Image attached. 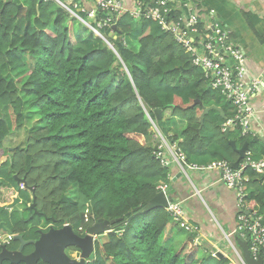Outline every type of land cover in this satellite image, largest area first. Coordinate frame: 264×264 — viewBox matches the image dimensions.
I'll return each instance as SVG.
<instances>
[{
  "label": "trees",
  "instance_id": "trees-1",
  "mask_svg": "<svg viewBox=\"0 0 264 264\" xmlns=\"http://www.w3.org/2000/svg\"><path fill=\"white\" fill-rule=\"evenodd\" d=\"M80 1L85 7L81 17L92 23L108 15L94 0ZM139 1L144 9L155 5L152 0ZM30 2L20 22L5 15L14 33L6 41L0 39L1 53L6 55L0 58V109L8 114L0 119V156L9 117L11 128L24 126L30 134L25 146H17L10 155L9 173L2 175L14 174L33 189L34 219L69 223L82 235L97 218L118 219L103 243L96 244L95 259L88 264H241L226 239H215L218 226L205 209L201 219L196 216L193 221L196 231H186L180 239L183 228L177 224V230L168 232V245H162L171 215L167 208L147 211L144 206L165 184L186 210L188 205L178 193L173 195L172 184L178 180H172L171 163L167 167L161 163L158 148L148 139L155 126L159 130L164 124L174 126L179 133L169 135L170 141L177 143L187 163L195 160L203 165L212 160L238 161L229 140L239 146L248 141L253 157H264V141L241 136L239 129L225 137L223 125L235 113L233 103L222 89L210 86L203 70L158 21L135 20L128 11L115 18L116 30L106 26L102 36L92 29L82 36L63 7L51 18L49 1ZM185 3L195 7L199 19L211 9L205 0H176L170 3L174 15L168 17L177 19L186 12ZM241 10L264 45V34L256 26L262 17ZM137 22L141 31L132 44L124 35L131 34ZM23 53L35 59L34 67L25 66ZM2 63L11 73L17 70L10 79L3 74ZM197 99L204 106L222 107L226 118L211 110L202 122L204 106L195 103ZM156 109L163 111L161 120L156 119ZM165 111L170 116L166 121ZM244 173L250 188L246 203L264 219V174L251 167ZM179 179L188 184L184 174ZM71 189L76 192L73 200L67 195ZM27 198L31 201L29 194Z\"/></svg>",
  "mask_w": 264,
  "mask_h": 264
},
{
  "label": "built area",
  "instance_id": "built-area-1",
  "mask_svg": "<svg viewBox=\"0 0 264 264\" xmlns=\"http://www.w3.org/2000/svg\"><path fill=\"white\" fill-rule=\"evenodd\" d=\"M58 1L71 16L79 18L99 36H102L103 28L112 27L115 16H120L129 10L124 0H94L96 7L98 6L108 15L100 17L98 21L92 23L79 15L80 12L85 11L80 0H72L73 8L60 0ZM175 1L156 0L154 6L146 9L138 1L132 15L135 20L146 17L158 21L161 27L172 33L176 41L183 46L186 53L191 56L192 63L203 70L204 78L207 79L210 86L222 89L224 97L230 100L235 107L234 115L228 118L223 126L224 130L226 127L233 126L239 129L242 135H257V131L251 127L255 116V108L251 99L258 94L264 81L259 77H248L246 48L235 41V36L231 34L226 25H223L215 9H210L205 19L201 16L199 19L195 7L185 3L186 12L181 13L182 15L177 19L168 17L174 9L170 7V3H175ZM90 16H94V11L90 12ZM202 23L205 24L204 28H202ZM165 144L170 148L174 161L190 179L187 167L191 166L188 165L185 155L180 152L176 143L170 146L165 141ZM163 147L164 144L158 146L156 156L164 166H168L170 160L164 154ZM246 167H251L264 174V157L257 159L251 152H247L238 168H235L227 160H212L208 164L197 165L194 168L217 171L220 175L219 181L236 191L238 198L237 233L248 241L252 255L254 257L262 256L264 262V219L257 208H251L246 203L250 192L247 185L249 177L244 173ZM167 187L165 184L161 186V190L166 191ZM168 210L172 218L188 231L197 229V226L189 225L185 220V209L181 202H171ZM88 219L86 214V220Z\"/></svg>",
  "mask_w": 264,
  "mask_h": 264
},
{
  "label": "crops",
  "instance_id": "crops-1",
  "mask_svg": "<svg viewBox=\"0 0 264 264\" xmlns=\"http://www.w3.org/2000/svg\"><path fill=\"white\" fill-rule=\"evenodd\" d=\"M208 1V0H205ZM245 3H240L239 1L232 0L233 3H236V10L230 12V16L232 13L239 12L240 9H245L248 11H255L261 16V21H258L256 24L258 32L261 34H264V29L259 28L260 22L264 21V0H255L253 1V4H250V0H241ZM126 7L129 8V10L134 11L136 8V2L137 0H124ZM216 2V0H215ZM239 3V4H238ZM213 6H210L209 8L215 9V4L212 3ZM227 10L225 8H221V11H219V14L223 17V14H227ZM217 12V10H216ZM218 16V15H217ZM219 19L222 20L221 17L218 16ZM227 17H223V21L225 22V25L228 27V29L231 31V34L233 36H236L235 30L237 25L234 23L233 26H231L228 22H226ZM251 30V29H250ZM240 33L248 36L244 31H241L239 29ZM252 34L255 36V33L251 30ZM253 37H249V40L251 41V45L253 42ZM258 45V44H257ZM260 47V46H258ZM260 52H256L254 55L253 52L251 54L248 53L247 57V73L248 77H261L264 79V51L262 48H259ZM252 103L255 108V116L254 119L251 122V127L255 131H257V134L260 136H264V90L260 95H257L252 98ZM175 135L174 132H171L170 135ZM230 134V133H229ZM251 136H255V134H250ZM169 140H171L169 137H167ZM167 141V143L171 146L173 143L170 141ZM148 142L152 145H156L159 142V136L157 132L155 131L152 134V138L150 137L148 139ZM164 154L167 156V158L172 161L170 167V174L172 176V180L176 183L172 184L173 187L171 190H175V193L179 194L182 201H184V204L188 205L187 216L189 217L190 221L193 222L196 219V216L201 219L203 215H201V211L205 209L207 213L210 214L213 221L216 223V226H218L217 230L220 233L219 237L216 236L215 239L218 241H225L229 243L230 240L232 241L235 249V253L240 254L241 247H240V237L237 235V193L235 190L227 187L224 183L219 181V173L216 171H209V170H200L197 168H194L197 165H200L197 161L190 162L189 172L191 175V181H188V184H185L184 182L179 179L182 175H178L180 173L179 165L174 161V156L171 153L170 148L168 145L164 143L163 147ZM185 174V173H184ZM186 175V174H185ZM187 176V175H186ZM190 182V183H189ZM179 185V186H178ZM178 186V187H177ZM173 192V191H172ZM182 195V196H181ZM197 196V197H195ZM195 223V222H193ZM185 231V230H184ZM183 232V230L181 231ZM174 235V232L171 233V235ZM169 235V234H168ZM230 240H229V239ZM180 239H184L182 236ZM217 244V242H216ZM232 248V250L234 251Z\"/></svg>",
  "mask_w": 264,
  "mask_h": 264
},
{
  "label": "flooded vegetation",
  "instance_id": "flooded-vegetation-1",
  "mask_svg": "<svg viewBox=\"0 0 264 264\" xmlns=\"http://www.w3.org/2000/svg\"><path fill=\"white\" fill-rule=\"evenodd\" d=\"M30 4V0H0V39L3 38L6 41L14 33V30L7 24L9 21H7L5 15H11L15 22H20V15L25 14ZM2 43H0V58L6 56L1 53ZM4 66L9 68L6 63H2L1 69ZM263 90L264 83L260 86V91L257 95H260ZM4 146L6 145L3 143V151H1L0 156V208H6L1 211L0 215V254L2 252H9L10 254L18 252L19 255H14L13 260L2 259L0 264H33L32 255L36 251L37 243L42 238V235L49 232L51 228H61L63 225L34 219L32 204L27 198L30 188L21 178L14 174L7 178L2 175V171L9 173L7 160L16 148ZM14 236H20L21 239L14 240ZM4 249L5 251H3ZM77 251L74 246L65 248V253L69 260L74 263L75 260L79 261ZM54 258L58 259L57 256H54ZM34 264L52 263L39 258Z\"/></svg>",
  "mask_w": 264,
  "mask_h": 264
},
{
  "label": "water",
  "instance_id": "water-1",
  "mask_svg": "<svg viewBox=\"0 0 264 264\" xmlns=\"http://www.w3.org/2000/svg\"><path fill=\"white\" fill-rule=\"evenodd\" d=\"M155 1L156 0H152V2ZM180 4L181 1L178 2V5ZM170 15H174V10L170 12ZM112 28L116 30L117 25L113 24ZM195 103H200L203 105L200 99H197ZM211 110H217L222 115V117L226 118L222 107L216 105H210V106H204V110L201 115L202 122L204 121L205 116ZM154 113L156 115L157 120L162 119L163 111L161 109H156ZM225 137L226 138L229 137V129L226 130ZM254 140L264 141V136L256 135L254 136ZM229 143L239 154V160L232 163V165L235 168H238L240 164V160H244L246 157V153L250 151L249 142L245 141V143L240 147L237 145L236 140H229ZM178 175L179 176L182 175V172H180ZM25 184L27 185L26 182ZM174 200H175L174 197L168 194V191L161 190L149 201V203L146 206H144L143 210L148 211L149 209H153L155 207L167 208L169 206V202H173ZM5 208L6 207L0 208V215H1V211ZM117 220L118 219L105 220L103 218H97L96 222L89 227L88 232L84 235L76 232L71 224H65L61 228H51V230L43 234L42 238L38 241L37 249L32 255L33 264L39 258L50 261L52 264H87L93 261L96 256L95 246L97 241L103 243L102 237L104 235H107L113 230L114 223ZM13 239L19 240L21 239V237L14 236ZM239 241H240L241 252L240 254H238V256L243 264H264L262 256L254 257L252 255L250 251L249 243L246 239L240 237ZM68 246H74L78 248L77 257L79 258V261L75 260L74 263L72 260H69L67 254L65 253V248ZM3 251H5V249ZM218 253L222 254L221 252ZM14 255H19V253L17 252L16 254H10L9 252H2L0 254V262L2 261V259L5 258L13 260ZM54 256H57L58 259L54 258Z\"/></svg>",
  "mask_w": 264,
  "mask_h": 264
},
{
  "label": "rangeland",
  "instance_id": "rangeland-1",
  "mask_svg": "<svg viewBox=\"0 0 264 264\" xmlns=\"http://www.w3.org/2000/svg\"><path fill=\"white\" fill-rule=\"evenodd\" d=\"M60 1H62L64 4H66V5H68V6L73 8L72 0H60ZM235 1H237V2L239 1L240 3H245V2H242L241 0H235ZM253 1H255V0H250V4H253ZM49 3H50V10L47 13L52 18L54 16V14H55V11L58 8L63 7V5L58 0H49ZM212 3H216L215 7H216V9L218 11H221V8H225L227 10L226 12L228 13V15L224 13L223 17H227L226 22H228L231 26H233L234 23L237 25V27H236L237 30H235V33H236L235 41L241 43L246 48V51H248L249 54H251V52H253V54L255 55L256 52H260L259 48H262L263 51H264V45L259 41V39L257 38L256 35L254 36L252 34V32H251V30L249 28L248 21H247L245 15L243 14L242 10L240 9L239 12L232 13V15L230 16V12L236 10V7H237L236 3H233L232 0H216V2H215V0L205 1V4L208 7L213 6ZM217 15H218V13H217ZM223 17H222V20L221 19L220 20H221L222 23L225 24V22L223 21ZM72 19H73L74 30L76 29L77 33L81 34L82 36L84 34H86V35L89 34L91 29L84 22H82L77 17H76V21H75V16H72ZM140 28H141L140 22L135 23L132 33L124 35V38L127 41H129L130 43L133 44V42H132L133 39L137 35L140 34V31H141ZM259 28L264 29V21L260 22ZM239 29L241 31H244L246 34H248V36L244 35V37H243V34L240 33ZM251 36L254 38L253 42H252V45H251V41L249 40V37H251ZM258 46H260V47H258ZM23 60L25 62V66L29 67V68L34 67V65L36 63L35 59L32 58L27 53H23ZM2 72L6 76L7 79H10L13 76V74L14 75L16 74L17 70H13L12 71L13 74H12L9 71V68L4 66L2 68ZM24 99L25 100H29L28 97H24ZM168 112L169 111H165L164 112V121H166L170 117ZM7 116H8V114H7L6 109L5 108L4 109H0V119L6 118ZM8 118L6 119V121L8 123V134L5 137V140H3V143L6 145L4 147L25 146L27 137L30 134V130L28 128L24 127V126L17 127V128H11L10 120ZM164 128L161 126L160 127L161 131L158 128L157 129H158V131H160V132H162L164 134V135L163 134L162 135L165 138H167L170 135L171 132H174L176 134L179 133V131L177 130L176 127L173 126L172 128H170L169 124H164ZM155 131L158 132L156 129H155ZM151 138H152V135H151ZM159 139H161L160 136H159ZM7 166H8V163H7ZM28 194H29V198L31 199V201L30 200L29 201L31 202V204H33L34 192H33V190L31 188H30ZM67 195L73 200L76 197V192H75L74 189H71V190H69L67 192ZM177 224H179V222L174 220L171 217V220H170V222L168 224L166 232L164 233V236L160 240L162 245H164V246L168 245V232H169L170 228H173V229L177 230L178 229L177 228ZM183 228H184L185 231L182 232L181 236L183 238H185V236H187L188 230L185 227H183Z\"/></svg>",
  "mask_w": 264,
  "mask_h": 264
},
{
  "label": "clouds",
  "instance_id": "clouds-1",
  "mask_svg": "<svg viewBox=\"0 0 264 264\" xmlns=\"http://www.w3.org/2000/svg\"><path fill=\"white\" fill-rule=\"evenodd\" d=\"M139 0H137V2H138ZM136 2V3H137ZM139 2H141V1H139ZM129 12H131V14H132V11L131 10H128ZM127 11V12H128ZM79 15H80V13H79ZM123 15V14H122ZM81 16V15H80ZM121 16V15H120ZM116 17H118V16H115V18ZM83 18V17H82ZM84 19H87V18H84ZM88 20V19H87ZM114 24H116V21L114 20ZM90 28V27H89ZM91 29V28H90ZM95 33V32H94ZM155 129L158 131V129H157V127L155 126ZM157 134H158V136H160V138L161 139H159V142L157 143V145H155L157 148H158V146L160 145V144H164L165 143V141H168L169 139L168 138H165L163 135H162V133L160 132V131H158L157 132ZM257 135H259V134H257ZM256 136V135H255ZM170 141V140H169ZM171 143H176V142H172V141H170ZM177 144V143H176ZM237 145L239 146V144L237 143ZM241 146V145H240ZM239 146V147H240ZM17 147V146H16ZM248 152H251V150L250 151H248ZM252 153V152H251ZM246 155H247V153H246ZM263 157V156H262ZM172 161H170L169 162V164L171 163ZM173 162H175V163H177L176 161H173ZM242 162V161H241ZM168 164V165H169ZM178 164V163H177ZM190 164V162H188V165ZM200 165H202V164H200ZM167 167V166H166ZM180 168V167H179ZM187 169H188V172H189V167H187ZM209 171H213V170H209ZM180 172H182V170H181V168H180ZM217 172V171H216ZM184 173L182 172V175H183ZM189 174V177H190V179L187 177V179L189 180V181H191V176H190V173H188ZM28 188H30V187H28ZM32 189V188H31ZM33 190V189H32ZM161 191V190H160ZM166 191H168V194H170L171 195V193L169 192V190H166ZM175 199V198H174ZM173 202H176V200H174ZM180 202V201H179ZM171 202H169V204H170ZM32 206H33V204H32ZM169 207V206H168ZM168 207H167V209H168ZM184 209H185V207H184ZM169 211V210H168ZM172 217V216H171ZM185 220L188 222V224L189 225H193V226H197V225H195L193 222H191L190 221V219H189V217L187 216V212H186V209H185ZM96 222V221H95ZM95 222H93L91 225H93ZM65 224H69V223H65ZM180 224V223H179ZM180 227H182L183 228V226H181L180 225ZM197 229H198V226H197ZM196 229V230H197ZM183 230H184V228H183ZM196 230H194V231H196ZM87 232H88V230H87ZM86 232V233H87ZM189 233L191 232V231H188ZM85 233V234H86ZM239 235V234H238ZM105 236V235H104ZM104 236L102 237V240H103V238H104ZM240 237V236H239ZM242 238V237H241ZM229 239V238H228ZM230 240V239H229ZM97 243H98V241H97ZM96 243V244H97ZM229 244V246L231 247V248H233L234 249V245H233V243H232V241L230 240V242L228 243ZM96 251V250H95ZM217 252H221L223 255H224V253L221 251V250H219V249H217ZM234 252H235V249H234ZM219 255H221V256H223L222 254H220V253H218ZM236 255H237V257H238V259H239V261L241 262V264H243L242 263V261H241V259L239 258V256H238V253H236ZM88 264V263H87ZM231 264H235V263H231Z\"/></svg>",
  "mask_w": 264,
  "mask_h": 264
},
{
  "label": "bare ground",
  "instance_id": "bare-ground-1",
  "mask_svg": "<svg viewBox=\"0 0 264 264\" xmlns=\"http://www.w3.org/2000/svg\"><path fill=\"white\" fill-rule=\"evenodd\" d=\"M254 77H255V76H254ZM254 77H252V78H254ZM259 79H262V78L259 76ZM262 80H263V79H262ZM224 124H225V123H224ZM223 126H224V125H223ZM227 129H229V133H230L231 131L236 130L237 128H235V127H233V126H230V127H226L225 130L223 129V131L226 132ZM246 135H250V134H246ZM246 135H242V134H241V136H246Z\"/></svg>",
  "mask_w": 264,
  "mask_h": 264
}]
</instances>
